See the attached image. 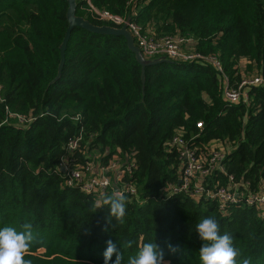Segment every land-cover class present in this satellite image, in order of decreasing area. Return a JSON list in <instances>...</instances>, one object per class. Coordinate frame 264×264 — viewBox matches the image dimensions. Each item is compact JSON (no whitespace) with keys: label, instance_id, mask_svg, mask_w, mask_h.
<instances>
[{"label":"trees","instance_id":"16d2710c","mask_svg":"<svg viewBox=\"0 0 264 264\" xmlns=\"http://www.w3.org/2000/svg\"><path fill=\"white\" fill-rule=\"evenodd\" d=\"M89 1L148 31L190 38L192 49L217 57L222 72L208 62L159 60L141 76L122 35L73 26L56 77L66 0H0V229L21 231L31 222V264H104L109 240L122 264L152 240L166 264H201L195 226L211 217L240 251L237 264H264V216L256 205L220 208L215 199L165 189L181 166L167 142L182 129L196 153L207 156L213 142L227 146L224 172L212 171L207 186L230 184V175L242 193L264 191V85L247 86L246 100L231 103L221 93L223 75L234 85L241 74H264V0ZM74 13L113 25L91 14L86 0H75ZM8 111L31 118L18 123ZM74 136L78 145L68 149ZM92 150L93 161L116 155L130 169L122 180L137 190L124 192L123 223L100 207L104 194L63 183L60 161L82 163Z\"/></svg>","mask_w":264,"mask_h":264},{"label":"built area","instance_id":"2783aa9c","mask_svg":"<svg viewBox=\"0 0 264 264\" xmlns=\"http://www.w3.org/2000/svg\"><path fill=\"white\" fill-rule=\"evenodd\" d=\"M88 10L96 18L111 22L112 26L125 24V28L130 33L134 44L145 58L147 56H162L171 60L178 61H202L208 62L219 72H222L221 64L217 57L212 54H203L191 48V39L179 34L154 33L148 31L132 19L109 12L106 9L97 8L89 0H86ZM225 84L222 86V96L228 102L246 100L247 92L245 88L249 85H264V74H241L239 80L233 85L226 83V77L223 75ZM5 109L7 107L5 106ZM8 116L16 118V122L25 123L31 117L21 113L8 111ZM194 125L198 128L202 126L201 121H195ZM79 136L70 138L67 142V148L77 147ZM168 145L175 146L181 158V166L178 172L176 183H169L165 189L176 192L183 191L187 194L197 197L203 195L210 199H215L218 206L222 208L228 203H250L256 205L262 216H264V191L249 190L245 193L238 190V182L232 181L230 175V184L215 183L213 187L208 180L212 171L219 170L224 172L222 159L227 148L220 142H213L209 154L204 156L196 153L193 147L186 143L182 134V129L172 134ZM89 159L84 162L68 164L66 159L59 163V169L62 174L63 183L77 185L83 191H94L96 195L102 196L107 191L112 193L120 191L129 195L136 194V186L130 181L122 180L124 174H130L127 164L120 163L116 155H112L105 163H99ZM245 182L244 184H246Z\"/></svg>","mask_w":264,"mask_h":264},{"label":"clouds","instance_id":"9594fccd","mask_svg":"<svg viewBox=\"0 0 264 264\" xmlns=\"http://www.w3.org/2000/svg\"><path fill=\"white\" fill-rule=\"evenodd\" d=\"M127 197L123 192L114 191L105 193L102 197V205L109 209V220L115 219L123 223L126 214ZM196 231L201 239L202 246L199 249L201 264H237L240 251L234 247L232 237L221 234L220 225L214 218L206 217L196 224ZM35 240L31 222L22 225V230L17 231L15 227L6 226L0 229V264H31L25 256L29 252ZM132 242L128 241L127 246L131 247ZM107 249L104 252V264H122L123 255L120 247L111 240L107 241ZM170 252L177 251V247L168 245ZM115 256V260L112 257ZM128 264H166L163 249L155 243H141L136 256L129 257ZM242 264H250L245 258Z\"/></svg>","mask_w":264,"mask_h":264},{"label":"water","instance_id":"95a60500","mask_svg":"<svg viewBox=\"0 0 264 264\" xmlns=\"http://www.w3.org/2000/svg\"><path fill=\"white\" fill-rule=\"evenodd\" d=\"M67 6H66V11H65V18L67 21V26L65 28L64 35L61 39V42L59 44V62H58V68H57V73L56 77L59 74V69L62 64L63 60V50L65 47L66 40L69 36V32L73 26H79L82 28H85L90 31L98 32V33H111V34H117V35H122L125 39L127 47L133 52L135 60L140 64L141 68V76L143 74V69L144 66L156 62L159 60H166L170 61L171 59L159 56V57H154V58H145L142 56L141 52L139 51L138 47L134 44L133 39L128 32V30L125 28V24H121L120 26H112L109 24H94L90 22L88 19L82 17L81 15H77L74 13L75 9V0H66ZM62 170V169H60Z\"/></svg>","mask_w":264,"mask_h":264},{"label":"rangeland","instance_id":"374dc122","mask_svg":"<svg viewBox=\"0 0 264 264\" xmlns=\"http://www.w3.org/2000/svg\"><path fill=\"white\" fill-rule=\"evenodd\" d=\"M143 57H144V55H142ZM147 57H149V58H154V57H156V56H147ZM91 155L89 156V157H91L92 159H96V157H97V153H98V151L97 150H92L91 152Z\"/></svg>","mask_w":264,"mask_h":264},{"label":"crops","instance_id":"0c3cea01","mask_svg":"<svg viewBox=\"0 0 264 264\" xmlns=\"http://www.w3.org/2000/svg\"><path fill=\"white\" fill-rule=\"evenodd\" d=\"M245 61H246L245 59H241V60H240V65H243V64L245 63ZM224 84H225V80H223V85H224ZM226 147H227V146H226Z\"/></svg>","mask_w":264,"mask_h":264}]
</instances>
